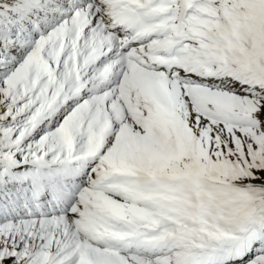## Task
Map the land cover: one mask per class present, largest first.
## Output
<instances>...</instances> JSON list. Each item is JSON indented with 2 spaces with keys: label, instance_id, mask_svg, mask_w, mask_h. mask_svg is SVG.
<instances>
[{
  "label": "snow or ice",
  "instance_id": "1",
  "mask_svg": "<svg viewBox=\"0 0 264 264\" xmlns=\"http://www.w3.org/2000/svg\"><path fill=\"white\" fill-rule=\"evenodd\" d=\"M0 264H264V0H0Z\"/></svg>",
  "mask_w": 264,
  "mask_h": 264
}]
</instances>
